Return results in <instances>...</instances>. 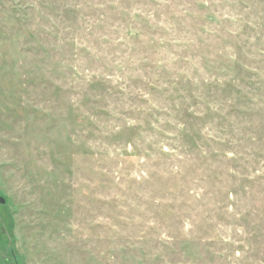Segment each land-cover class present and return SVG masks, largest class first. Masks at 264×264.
Here are the masks:
<instances>
[{
    "label": "rangeland",
    "instance_id": "rangeland-1",
    "mask_svg": "<svg viewBox=\"0 0 264 264\" xmlns=\"http://www.w3.org/2000/svg\"><path fill=\"white\" fill-rule=\"evenodd\" d=\"M0 264H264V0H0Z\"/></svg>",
    "mask_w": 264,
    "mask_h": 264
},
{
    "label": "water",
    "instance_id": "water-1",
    "mask_svg": "<svg viewBox=\"0 0 264 264\" xmlns=\"http://www.w3.org/2000/svg\"><path fill=\"white\" fill-rule=\"evenodd\" d=\"M4 203V200L0 198V204H3Z\"/></svg>",
    "mask_w": 264,
    "mask_h": 264
}]
</instances>
